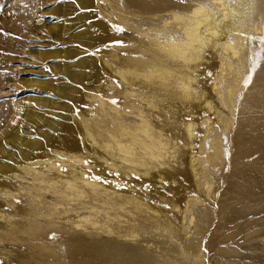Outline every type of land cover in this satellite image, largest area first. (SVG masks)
I'll return each mask as SVG.
<instances>
[{
	"label": "rangeland",
	"instance_id": "obj_1",
	"mask_svg": "<svg viewBox=\"0 0 264 264\" xmlns=\"http://www.w3.org/2000/svg\"><path fill=\"white\" fill-rule=\"evenodd\" d=\"M208 1L0 0V264H264V14L243 64L221 45L185 67L164 52ZM154 66L225 93L193 147L175 84L141 79ZM139 113L184 155L146 159Z\"/></svg>",
	"mask_w": 264,
	"mask_h": 264
},
{
	"label": "bare ground",
	"instance_id": "obj_2",
	"mask_svg": "<svg viewBox=\"0 0 264 264\" xmlns=\"http://www.w3.org/2000/svg\"><path fill=\"white\" fill-rule=\"evenodd\" d=\"M79 6L83 8H88L91 4V0H77ZM264 4L263 1L261 5L257 7V0H209L206 3H200L195 5V7L190 12V16L188 19V24H186L182 31L183 40L178 41L179 43H173L172 46L168 49H165V55L168 57L173 58L175 60L183 63V67L189 62H195L196 60L200 59V55L196 54L197 52L202 53L203 50L208 45H217L223 46V53L232 56L233 59L237 60V63L243 64L240 61V56H244L248 37L250 35L252 22L256 19L261 20L262 15L264 14ZM258 17V18H257ZM183 20V19H182ZM181 20V21H182ZM181 24V23H180ZM254 31H258L257 26L255 27ZM86 48V47H85ZM191 52H195V57L191 58ZM244 61V60H243ZM160 65H165L161 63ZM79 66V65H78ZM85 66V65H83ZM89 69L91 66L87 65ZM221 68L223 66L220 64ZM79 68V67H78ZM151 69V76L149 77L147 74L142 75L141 79L147 80L149 78L150 81L157 80L159 82L160 88L167 89L170 87V84H175L176 89L178 91V97L182 103H186V108H191V113L193 118L189 116H184L181 120L186 121L185 128L186 133L191 140L189 146L193 147L195 143H197V136L196 141L193 140L194 138V129L197 135L199 134L198 126L195 127L193 122H199L203 120L204 127H210L213 122L210 120V116L214 117L219 112L217 119H220L219 123H222L221 120L223 118V110H220L223 107L224 98L223 95L225 93L220 92V83L213 80H207L205 84L203 83L204 87L200 85V88H193V80L191 78H182L180 83H177L179 79H174L173 82L170 80L174 77V75L168 71L167 69L156 66L150 68ZM195 69V68H194ZM229 74L228 77L231 75H236L235 70L232 67L228 68ZM139 74H137V77ZM67 77V76H66ZM236 77V76H235ZM151 78L153 80H151ZM234 79V78H231ZM173 88V87H172ZM223 97V98H222ZM236 97V92H231L230 101H233V98ZM236 102V101H235ZM221 103V106L218 105ZM233 109L234 105L231 104ZM199 109V110H197ZM187 117V118H185ZM137 129L132 133L133 141H137V147L142 151L143 156L149 157L150 159H154L159 161V159H166L167 161L177 160L179 156L184 155L182 154L181 150L178 148L175 151L176 146L169 143L167 139H162L161 134L154 133L153 129L149 126L148 121H146L145 117L139 113L137 115ZM124 131V130H123ZM137 133V134H136ZM136 134V135H135ZM130 135V133H129ZM229 136V135H228ZM181 141V140H180ZM226 141V140H225ZM188 142V141H185ZM228 144V142H227ZM229 146V144H228ZM120 153L124 155H128V152L122 145L118 144L117 148ZM173 150L174 152L170 153ZM192 150V148H190ZM225 154V153H224ZM157 155V156H155ZM186 155V153H185ZM217 155V154H216ZM68 161H72L73 163H80L82 157L79 155L76 156L75 154L71 155H64ZM211 157V154L209 155ZM147 159V158H146ZM194 175L202 174V163L198 157H194ZM128 158H123V162H128ZM40 161V160H39ZM38 161V162H39ZM149 161V160H148ZM11 163V162H10ZM138 164L139 162H131V164ZM196 163V164H195ZM142 164V163H139ZM177 174H183V166L184 163L178 162ZM144 166V164H142ZM200 169V170H199ZM198 170V172H197ZM15 169H9L8 172L11 174L14 172ZM196 171V172H195ZM3 174V173H2ZM185 176V175H184ZM195 176V177H196ZM149 177V176H148ZM151 178V177H150ZM161 177L159 176V179ZM204 178L202 175L199 179H196L197 183ZM162 179V178H161ZM205 183V182H204ZM206 188V192L209 191L210 187L208 184H203ZM203 187V186H202ZM198 200V199H197ZM202 244V243H201ZM195 246L200 248V242L196 245L189 246V250L192 252H196ZM188 258L183 257L175 258L171 262L168 261L164 264H188Z\"/></svg>",
	"mask_w": 264,
	"mask_h": 264
}]
</instances>
